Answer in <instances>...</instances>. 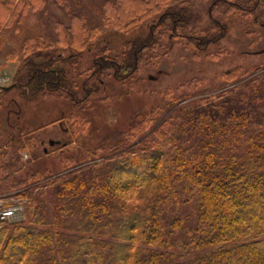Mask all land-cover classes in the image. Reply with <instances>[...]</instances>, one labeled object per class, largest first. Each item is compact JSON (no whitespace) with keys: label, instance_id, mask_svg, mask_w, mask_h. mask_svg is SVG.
I'll return each instance as SVG.
<instances>
[{"label":"trees","instance_id":"trees-1","mask_svg":"<svg viewBox=\"0 0 264 264\" xmlns=\"http://www.w3.org/2000/svg\"><path fill=\"white\" fill-rule=\"evenodd\" d=\"M53 1L70 12L62 0ZM170 1L106 2L103 26L125 34L162 11L146 36L126 37L117 54L96 47L93 54L88 42L99 29H88L81 15L70 14V24L58 18L54 44L38 33L24 37L22 66L4 93L21 88L22 98L33 101L66 94L72 109L79 110L57 121L74 124V136L83 134L89 123L93 128L95 121H104L95 118L99 104L90 99L101 88L97 77L113 71L114 80L126 82L142 58L185 36L189 8H164ZM48 3L0 0L5 12L0 45L5 34L23 33L26 9L41 11ZM217 4L228 7L226 14L234 8L253 13L264 0ZM209 13L215 21L213 6ZM194 39L190 43L202 51L212 43ZM57 46L69 56L58 57ZM85 55L94 59L79 101L73 91L76 78L60 64ZM256 73L226 72L225 88L201 95L197 103H182L192 94L170 97L166 116L156 108L137 113L128 131L88 157L60 158L63 172L57 176L43 170L0 176V195L15 191L27 197L26 219L0 229V264H264V72ZM182 87L191 89V84ZM6 156L0 155V169Z\"/></svg>","mask_w":264,"mask_h":264},{"label":"rangeland","instance_id":"rangeland-1","mask_svg":"<svg viewBox=\"0 0 264 264\" xmlns=\"http://www.w3.org/2000/svg\"><path fill=\"white\" fill-rule=\"evenodd\" d=\"M108 1L116 0H62V5L69 7L70 12H67L63 6L49 0L48 6L41 11L26 9L25 28L20 34L22 36L17 33L14 38L11 34L4 35V42L0 45V82L6 84V87L0 90V155L6 152L7 156L3 158L0 176L23 177L36 170H43L48 176H57L63 172L62 158L85 154L88 157L89 152L103 142L115 141L117 136L129 130L137 113L156 108L162 117L168 113L166 110L171 103L170 97L192 94L193 97L182 102L189 105L197 103L201 95L220 93L225 88L222 75L230 70L257 72L256 75L264 72V6L253 13L234 8L226 14L228 7L213 5L216 0H173L164 8H189L190 18L182 28L185 36L171 40L164 51L160 49L156 53L150 52L142 58L137 72L126 82L114 80L113 71L97 77L96 82L101 88L90 99L99 104L95 118L104 121L99 124L95 121L93 128L89 123V128H84L83 134L74 136V124L70 125L65 119L57 121L61 115L68 116L79 110L72 109V104L65 98L66 94L42 95L39 100L33 101L22 98L21 88H13L4 93L5 89L12 87L22 66L24 37L38 33L54 44L57 40L58 18L70 24V14L81 15L88 29H99V33L88 42L93 54L96 48H108L117 54L123 50L121 46L126 37L132 34L146 36L149 23L162 12H154L136 31L125 34L103 26L101 13ZM38 4L41 7L42 3ZM211 6L215 21L209 13ZM3 13L0 9V16H4ZM216 21L221 22L225 30ZM194 38L210 39L212 43L205 47L206 51H202L200 47H195V43H190L197 42ZM55 49L57 52L59 50L58 57L69 56V52L60 50V47ZM92 59L93 55H85L76 63L60 64L76 78L73 91L77 93L79 101L85 97L82 86L87 80ZM196 81L202 84L198 87ZM183 84H191V89L182 87ZM197 90V93L194 92ZM107 98L108 101L100 103ZM82 115L91 121L90 117ZM7 195H11L8 197L9 205L21 204L25 209L27 197L17 195L15 191ZM26 217L24 210L20 221Z\"/></svg>","mask_w":264,"mask_h":264},{"label":"built area","instance_id":"built-area-1","mask_svg":"<svg viewBox=\"0 0 264 264\" xmlns=\"http://www.w3.org/2000/svg\"><path fill=\"white\" fill-rule=\"evenodd\" d=\"M5 86L6 84L0 82V90ZM9 196L11 195H0V229L8 222L20 221L22 219L21 217L23 216V206H21V204H15L16 206L9 205ZM14 197L18 198V196L15 195Z\"/></svg>","mask_w":264,"mask_h":264},{"label":"bare ground","instance_id":"bare-ground-1","mask_svg":"<svg viewBox=\"0 0 264 264\" xmlns=\"http://www.w3.org/2000/svg\"><path fill=\"white\" fill-rule=\"evenodd\" d=\"M5 215H7V214H5ZM8 216V215H7Z\"/></svg>","mask_w":264,"mask_h":264}]
</instances>
